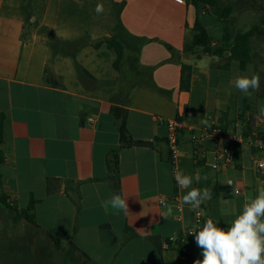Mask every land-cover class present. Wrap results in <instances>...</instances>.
<instances>
[{"label": "crops", "instance_id": "crops-1", "mask_svg": "<svg viewBox=\"0 0 264 264\" xmlns=\"http://www.w3.org/2000/svg\"><path fill=\"white\" fill-rule=\"evenodd\" d=\"M60 1H40L37 21L24 14L32 12L23 8L31 0H0V196L7 204H0V264H15L10 256L16 247L21 252L26 240L31 242L18 232V225L38 246L43 241L61 252L55 237L63 247H76L87 264H183L175 251L159 252L151 241L155 237L163 247L167 238L185 236L189 254L202 260V249L189 235L200 228L195 209L184 204V218L177 219L173 199L179 195L182 201L187 190L175 185L166 121L184 122L180 170L207 177L194 180L193 187L218 190V196L201 207L205 216L227 228L244 198L257 194L254 168L248 174L241 157L240 170L212 169L215 144L209 138L203 143V159L195 161L192 134L202 135L213 121L232 128L245 111V102L230 82L209 92L213 67L223 66L205 69L201 64L205 56H215L201 49L185 53V44L193 37L187 42L182 25L174 38L166 29L164 35L152 34L122 21L114 37L123 45L124 57L116 69L115 52L103 44L113 37L110 28L104 31L99 24L87 31L63 15L67 8L56 7ZM194 23L185 26L190 29ZM222 38L213 39V45ZM183 65L191 67L187 91L181 89ZM113 107L127 110V129L134 141L152 145L126 146ZM246 144L254 164L252 146ZM113 152L119 157L127 212L106 203L115 193L107 167ZM233 171L239 172L236 179ZM49 180L52 194L47 191ZM229 180H236L244 194L233 197ZM33 199L36 224L16 223L17 211L28 208ZM161 201L173 209L166 219ZM220 217L231 219L221 222Z\"/></svg>", "mask_w": 264, "mask_h": 264}, {"label": "rangeland", "instance_id": "rangeland-1", "mask_svg": "<svg viewBox=\"0 0 264 264\" xmlns=\"http://www.w3.org/2000/svg\"><path fill=\"white\" fill-rule=\"evenodd\" d=\"M25 2L26 0H22ZM40 1L45 0H31L29 5H24L23 8H28L30 13L25 12L26 18L36 19L38 21L40 17ZM116 3L114 4L113 3ZM187 0H61L59 3L60 8L64 9V16L70 17L74 23L78 26L84 27L87 31L102 24L104 31H107V27L115 38V34L120 29V23L124 21L131 28L134 26H142L147 32L152 34L157 33L164 35L166 29L170 36L174 38L177 35V28L180 25L183 26L185 32H187V42L191 40L194 34L193 27L188 28L185 24H193L196 15L199 14L201 22L205 25L208 31L213 35V39H220L224 36L225 28L232 34L245 33L254 27H259L264 32V0H220L221 7L232 6L234 9L231 18L227 23L219 20V17L215 13H209L207 15L202 14V10L196 11L193 6L185 4ZM103 5V12L97 14L95 11L97 4ZM25 4V3H24ZM56 2L52 3V7H55ZM123 12V17L121 16ZM37 23V22H36ZM172 30V28H174ZM173 31V32H172ZM174 33V34H173ZM253 48L256 57L253 63L248 67L246 71L239 69L238 63L233 62L229 67H225L228 60L225 58H216L205 56L204 61L201 63L205 69H208L212 64L222 65L220 69L213 67L212 76L210 77L209 92L215 93L217 88L221 86H228V82L233 86V92L239 97V100L246 106H249L252 112H256L257 127L258 130L264 131V116L259 115V107L264 105V35L256 36L253 41ZM177 50V49H176ZM202 52V51H201ZM53 64V63H52ZM75 70L77 66L73 67ZM251 69V71H249ZM255 72L261 76L260 89L257 92H253L251 97L245 96L240 92L238 94L237 89L234 87V79L238 74L247 73L251 75ZM229 85V87H231ZM240 102V103H241ZM245 106V107H246ZM240 118V117H239ZM236 119V122L240 124L244 123L243 119ZM234 122V124L236 123ZM245 126V125H244ZM240 132V131H239ZM200 133L197 134L199 136ZM251 144L250 142H248ZM255 160L264 159V151L257 154H253ZM242 161L248 174L252 173L254 168L253 161L249 152V145L243 146ZM238 171H233V179L238 176ZM256 179L254 178V181ZM236 182V180H234ZM259 182L256 181L257 190L260 189ZM255 197V196H253ZM9 213L14 214L13 210H9ZM25 221V220H24ZM11 222V220H10ZM16 222V221H15ZM17 223V222H16ZM19 223V222H18ZM18 232H24L23 235L26 239H31V242L26 240L24 250H19L16 247V252L10 256V260L15 264H83V261L68 257L63 251L56 252L52 250V246L45 245L43 241L40 242V246L36 245L34 238L24 231L21 225L16 227ZM4 253H2L3 255ZM5 255V254H4ZM81 260H83L81 258Z\"/></svg>", "mask_w": 264, "mask_h": 264}, {"label": "trees", "instance_id": "trees-1", "mask_svg": "<svg viewBox=\"0 0 264 264\" xmlns=\"http://www.w3.org/2000/svg\"><path fill=\"white\" fill-rule=\"evenodd\" d=\"M186 4L188 6L190 5L193 6L197 12L202 10L203 15H207L209 13H215L219 17V20L225 23L229 21L234 11L232 6L221 7L220 0H187ZM193 30H194L193 39L190 43L185 44V53L196 54L197 50L201 49L202 53L205 55L221 57V58L227 56L228 64H226L225 67H229L230 63L235 61L239 64L240 69L242 71H245L249 67V65L253 63L256 57L252 44L253 39L256 36L264 35V32L259 27H254L248 32L237 33V34H232L230 33V31H228L227 28H225V33L222 40L220 41V44L218 46H214L212 36L208 32L205 25L201 22L199 14L197 15V18L195 20ZM103 44H106L108 49L113 50L115 52L117 59L115 61L114 67L118 69L124 57L123 45L116 38L106 39L104 40ZM190 85H191V67L188 65H183L182 76H181V89L183 91H187L189 90ZM112 113L115 116L116 120L119 122V131L121 134V139L126 146L147 147L152 145L151 143L137 142L132 139L127 129V123H126L127 110L123 108L113 107ZM242 119L245 124L244 130L242 131L245 142L246 143L257 142L264 145V131L260 129L258 130V128H256L257 116L254 112L251 111L249 106H246L245 111L241 114L239 120ZM222 129L228 130L229 128L227 129V127L223 126ZM1 133H2V124L0 122V144L2 142ZM242 146L243 144L236 143L230 147V150L234 155L235 167L238 170H240ZM251 146L254 154L264 151V148H260L255 145H251ZM200 166H202V164H200ZM107 167L109 172V180L113 184L115 193L122 194L120 172H119V157L117 156L116 152H113L110 155L107 161ZM47 191L48 194H52L54 192V188L52 186L51 180H49L48 182ZM217 191H218L217 189H214L212 192L213 194L212 196L217 197L218 196ZM36 203L37 201L33 199L30 205L28 206V208L23 209L21 211H17L15 221L18 223L25 220L30 224H36L35 217L34 215L31 214V211H33ZM0 204L7 205L4 197L0 196ZM214 214L215 213L213 211V215ZM227 219L230 220L231 217L230 218L220 217L219 221L223 222V221H227ZM181 238L182 237H179V241H178L179 245L181 244L180 243ZM52 239L58 250L63 251L65 254H67L68 257L73 256V258L77 259L76 256L78 255L77 252L79 250L76 247L71 246L66 248L62 246L60 239L55 237H52ZM158 240H159L158 237L151 238V241L156 245L159 252H162V250H165L164 245L162 247V244ZM165 243L171 244L170 239L167 238L165 240ZM177 251L180 250L178 249ZM81 258L82 257L78 256L77 260L83 261L81 260ZM188 261L190 264H193L194 262V258L190 254L188 255ZM83 264H87V263H83Z\"/></svg>", "mask_w": 264, "mask_h": 264}, {"label": "clouds", "instance_id": "clouds-1", "mask_svg": "<svg viewBox=\"0 0 264 264\" xmlns=\"http://www.w3.org/2000/svg\"><path fill=\"white\" fill-rule=\"evenodd\" d=\"M97 14L103 12V5L97 4ZM251 71V69H249ZM261 76L255 72L238 74L234 79V87L247 97L260 89ZM259 115L264 116V105L259 107ZM201 177L186 174L182 170L175 171L176 184L187 190L182 196V203L191 209H198L202 203L212 199L208 188L193 187L194 180L198 183ZM231 185L232 181L229 180ZM106 203L113 208L128 211L127 199L119 193H113ZM166 208L163 218L172 215L171 205L161 201ZM193 235L197 247L202 249L203 259H197L194 264H264V188H260L254 198L246 200L240 212L227 228L218 226V222L208 218L202 227L189 233Z\"/></svg>", "mask_w": 264, "mask_h": 264}, {"label": "built area", "instance_id": "built-area-1", "mask_svg": "<svg viewBox=\"0 0 264 264\" xmlns=\"http://www.w3.org/2000/svg\"><path fill=\"white\" fill-rule=\"evenodd\" d=\"M89 121L94 122V118H90ZM166 123L168 128L167 145L169 148L171 164L173 166V177H174L175 171L180 170L179 163L182 156V144L180 141V135L181 132L185 129V124L183 121L179 119H169L166 121ZM244 125H245L244 123L240 124L239 122H236L232 126V128L228 130H223L219 122L213 121L212 127L206 130L205 132H203L202 135L197 136L195 134H192V143L194 146L195 161L200 162L203 159L205 153L203 148V143L206 139L209 138L212 139L215 144L214 162L211 165L212 169L216 171H225L234 168L235 160H234V155L230 150V147L236 143H240V144L246 143L242 134V131L244 130ZM251 145L264 148L263 144L257 142L251 143ZM254 175L256 180L259 182L260 187L264 188V159L254 160ZM231 181L232 184L231 185L228 184V187L232 190V196L239 197L240 195H243L244 194L243 188L240 187L234 180ZM175 185L178 190L182 189L176 184V182ZM250 198H254V197H245L244 201ZM173 202L175 205L177 219L179 221H182L184 218L183 213L185 207L180 199V196L179 195L175 196ZM162 205L164 206V204ZM194 219L196 225L199 227H201L204 224V222L208 219V217L205 216L201 206L198 209H195ZM178 241H179V237L170 238L171 244L165 243L164 249L175 251L180 257V259L183 261V264H190L188 261L189 249L186 246V237L184 236L181 238L180 245L178 244ZM178 249L180 251H177ZM197 259L199 258H196L195 260Z\"/></svg>", "mask_w": 264, "mask_h": 264}]
</instances>
